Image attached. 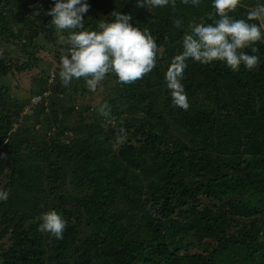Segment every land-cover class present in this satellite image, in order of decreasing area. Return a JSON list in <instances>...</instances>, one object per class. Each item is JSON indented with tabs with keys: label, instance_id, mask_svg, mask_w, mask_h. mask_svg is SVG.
Listing matches in <instances>:
<instances>
[{
	"label": "trees",
	"instance_id": "16d2710c",
	"mask_svg": "<svg viewBox=\"0 0 264 264\" xmlns=\"http://www.w3.org/2000/svg\"><path fill=\"white\" fill-rule=\"evenodd\" d=\"M87 3L88 30L114 11L147 28L156 63L127 84L106 74L107 115L80 102L77 125L69 127L76 138L66 143L61 125L90 94L85 79H73L75 87L58 73L49 84L40 78L32 96L41 101L31 96L24 104L4 80L37 62L31 49L41 33L55 30L48 15L54 0H0V41L29 56L21 64L5 52L0 57V188L9 192L0 202V242L8 243L0 245V264H264V42L255 44L252 70L189 62L182 81L189 107L182 110L165 74L188 25L218 18L212 0L156 8L136 0ZM261 4L239 0L229 14L247 20ZM62 47L61 56L67 43ZM102 117L106 124L98 126ZM39 128L41 139L33 133ZM52 209L66 220L62 239L38 230L41 214Z\"/></svg>",
	"mask_w": 264,
	"mask_h": 264
},
{
	"label": "clouds",
	"instance_id": "9594fccd",
	"mask_svg": "<svg viewBox=\"0 0 264 264\" xmlns=\"http://www.w3.org/2000/svg\"><path fill=\"white\" fill-rule=\"evenodd\" d=\"M199 5L200 0H182ZM239 0H212L215 15L211 23L192 22L182 37V51L176 54L166 71L165 79L170 90L172 103L179 109L189 107L183 86L185 70L189 62L210 64L223 62L236 72L243 66L252 70L259 64L256 42H264V32L249 20L264 12V4L259 11H250L248 19H236L232 12ZM175 0H136L138 7H164ZM86 0H54L48 9L50 23L56 31L67 30V45L59 64V77L64 86L73 79L84 78L90 90L95 91L99 81L106 74L113 73L119 82L127 84L150 72L156 63L157 43L147 28L141 29L130 22V14L112 12L111 21H101L98 30L84 27L83 14L88 11ZM177 27L180 21H174ZM251 48V54L244 49ZM100 112L107 115L105 107ZM121 132L125 130L120 129ZM9 192L0 188V202L8 199ZM66 220L55 209L43 212L38 230L47 232L56 239L63 238Z\"/></svg>",
	"mask_w": 264,
	"mask_h": 264
},
{
	"label": "rangeland",
	"instance_id": "374dc122",
	"mask_svg": "<svg viewBox=\"0 0 264 264\" xmlns=\"http://www.w3.org/2000/svg\"><path fill=\"white\" fill-rule=\"evenodd\" d=\"M88 0H86L87 2ZM254 11H259L258 7H255ZM102 15L100 12L98 13ZM257 23L260 25V28L262 32H264V12H262L258 17H256ZM62 31H56V30H49L47 32L41 33L33 42V49H31V52H35V58L37 59V62L33 61V59L29 62V68L25 69L22 73H18L16 71H13L9 75L8 78L4 79L8 81V84L11 85V92L16 98V100L19 103L27 102L28 99H31V96L33 94V91L37 89V82L40 78H48V84L52 82L53 76L56 73H59L60 70V56L63 52V44L67 43V38L63 36ZM244 51H246L244 49ZM0 57L2 56V52H5L8 54V57L14 60H19L18 64H21L23 62H27L29 59V56L24 55L21 50L13 45V44H6L4 41H0ZM5 60L8 62V58L6 57ZM101 81L97 84V89L95 91H92L87 86L86 82L83 86L87 88V90L90 91V94L87 92L81 97L77 99L78 102H75V107L73 110H75L72 114L69 112V115L65 116V123L61 125L65 129L64 135L67 137L65 139L66 143L70 142V139L76 138L75 135L77 133H74L69 129L73 125L75 127L77 125V109L76 107H79L80 102L82 105H89L91 106L92 113L93 114L96 110H100L101 104L104 102V95L102 91ZM75 86L74 81L72 80L70 82V85ZM77 85V84H76ZM77 87V86H75ZM34 97V96H32ZM82 98V99H81ZM63 105L68 106V100L66 98H62ZM57 113L60 115V111L58 110ZM43 117V115H41ZM46 117H49L51 120V115H47ZM87 121H91L86 117ZM97 123L99 125H105L106 121H104L102 118H97ZM45 123V120L42 121L41 125ZM37 124V121L30 120L28 122V126H34ZM40 125V124H39ZM39 125H37L35 128H38ZM45 125V124H44ZM95 127L96 128H98ZM59 127V128H61ZM58 128V127H57ZM16 129V128H15ZM14 131V130H13ZM51 131V129H47L46 125L44 128V132ZM34 136L37 137V139H41L43 137V132L40 130V128L33 132ZM52 133V132H51ZM51 133H45L48 136L51 135ZM75 136V137H74ZM5 143V142H4ZM4 143L0 144V147L4 146ZM3 152L0 151V158H2ZM178 235H175L174 238H177ZM7 241L0 242V245H7Z\"/></svg>",
	"mask_w": 264,
	"mask_h": 264
},
{
	"label": "built area",
	"instance_id": "2783aa9c",
	"mask_svg": "<svg viewBox=\"0 0 264 264\" xmlns=\"http://www.w3.org/2000/svg\"><path fill=\"white\" fill-rule=\"evenodd\" d=\"M32 103H37V102H40L41 101V97H34L32 98ZM46 106V104H44Z\"/></svg>",
	"mask_w": 264,
	"mask_h": 264
}]
</instances>
